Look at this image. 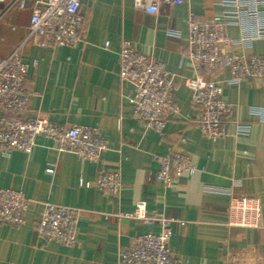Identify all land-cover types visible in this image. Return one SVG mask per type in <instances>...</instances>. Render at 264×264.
I'll return each instance as SVG.
<instances>
[{
	"label": "crops",
	"instance_id": "obj_1",
	"mask_svg": "<svg viewBox=\"0 0 264 264\" xmlns=\"http://www.w3.org/2000/svg\"><path fill=\"white\" fill-rule=\"evenodd\" d=\"M228 3L186 0L162 5L152 15L136 8L134 0H81L84 40L77 47L23 49L26 63L37 62L29 70L28 85L38 95L20 116L43 115L64 126L96 128L110 149L102 164H94L59 153L52 141L39 136L30 153L0 154V189L22 191L31 200L25 226L0 225V264H118L135 236L160 231L158 225L116 217L133 212L140 201L149 213L161 212L175 221L170 246L183 264H264V85L236 81L229 68L203 74L205 81L223 87V98L233 108L223 125L227 135L216 142L202 138L199 110L188 87L197 75L188 57L189 16L196 21L220 16L229 37L238 39L239 18ZM32 7L31 0L24 9L14 0L0 2V60L26 40ZM122 40L162 62L175 76L174 100L181 113L169 119L163 134L133 118L134 89L119 75ZM245 53L264 55V40ZM239 128L248 134L238 135ZM172 148L191 156L197 172L183 174L166 188L157 179L155 157L166 156ZM118 165L123 184L118 198L81 183L92 182L101 166ZM246 196L261 201L257 228L229 227L231 199ZM46 202L81 210L74 247L37 235L36 218ZM234 257L238 260L232 263Z\"/></svg>",
	"mask_w": 264,
	"mask_h": 264
},
{
	"label": "built area",
	"instance_id": "obj_2",
	"mask_svg": "<svg viewBox=\"0 0 264 264\" xmlns=\"http://www.w3.org/2000/svg\"><path fill=\"white\" fill-rule=\"evenodd\" d=\"M5 0H0L4 2ZM28 0H14L24 9ZM32 17L26 40L12 55L0 60V154L9 156L13 151L30 153L39 136L53 142L59 153H71L94 164H102V155L110 149L109 141L98 129L54 123L47 116L26 119L33 98L38 95L28 85V74L34 64L23 60V49L32 45L52 49L75 48L84 40L85 18L81 13V0H31ZM186 0H134L135 7L148 14L157 15L162 5H180ZM239 18L241 36L232 39L227 34V23L220 17L196 21L188 19V57L196 70V77L188 81L192 104L199 110L197 120L202 138L216 142L226 137L223 127L232 113V105L223 98V87L214 81H205L204 73L229 68L236 81L255 80L264 85V55H248V50L259 40H264V1L228 0ZM108 45H106L107 47ZM241 50L242 53H236ZM120 79L133 86V118L147 129L163 134L172 116L181 113L174 100L175 76L165 65L135 49L129 40H122L119 53ZM238 135L248 130L239 128ZM159 165L157 179L166 188L183 174L197 172L192 157L172 148L166 156H156ZM81 183L95 188L106 197L121 195L122 171L101 166L92 182ZM31 200L19 190L0 189V225L20 229L27 224ZM261 201L255 196L233 197L228 205V226L255 229L258 226ZM81 210L49 202L42 203L36 218L35 231L47 241L66 247L77 244V231ZM122 220L142 222L147 226L158 225V233L135 236L131 248L120 254L118 264H183L174 254L170 241L173 236V219L164 213L147 211L146 203L137 202L131 213H120ZM234 257L231 261L236 262Z\"/></svg>",
	"mask_w": 264,
	"mask_h": 264
}]
</instances>
